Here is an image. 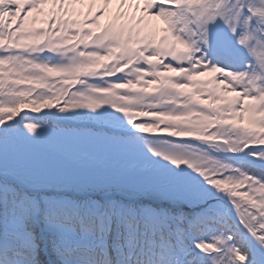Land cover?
Wrapping results in <instances>:
<instances>
[{
  "label": "snow or ice",
  "instance_id": "snow-or-ice-1",
  "mask_svg": "<svg viewBox=\"0 0 264 264\" xmlns=\"http://www.w3.org/2000/svg\"><path fill=\"white\" fill-rule=\"evenodd\" d=\"M0 264H264V0H0Z\"/></svg>",
  "mask_w": 264,
  "mask_h": 264
}]
</instances>
